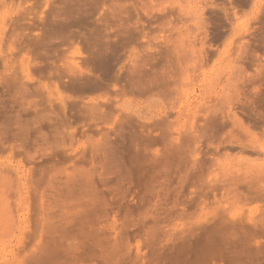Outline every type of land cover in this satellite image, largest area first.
Listing matches in <instances>:
<instances>
[{"label": "rangeland", "instance_id": "rangeland-1", "mask_svg": "<svg viewBox=\"0 0 264 264\" xmlns=\"http://www.w3.org/2000/svg\"><path fill=\"white\" fill-rule=\"evenodd\" d=\"M80 1L82 0H0V131L5 128L8 136H12L13 134L16 135V138H14L15 141L13 139L12 141L6 142V146L11 144H17V146L21 144L22 146V148L19 146L20 152L17 155H10V148L7 147L4 152H0V165L5 167L16 166L32 172L31 176H29L30 179H27L29 182L28 197L30 203L28 215L25 216V212L17 209L14 194L9 198L11 202L10 210L6 209L7 211L2 210L1 212L0 209V264H18V262L20 264H48L46 262L48 259L44 256L47 255L49 250H51L50 246L52 248V243L47 237V232L49 231L48 229L50 226H58L57 222L63 221L61 220V217H54L52 220L44 221L42 220L44 219L42 216L45 214L43 215L42 212L45 213L47 210H50V212L54 211L59 214H63L67 211L73 213L79 210V204H81L84 209V206L89 203H93L91 204V207H94L97 202L96 200L102 197L99 196V194L104 195L103 197L106 196V199L108 197L107 203L109 205L111 203L113 204V201L120 202V205L122 206L120 208L118 207L120 213L118 214V209L115 208L116 206L114 208L117 210L106 211L107 208H110L107 207L109 206L107 205V208L103 210H105V213H110H108L107 217L104 218V215L106 216L107 213L105 214L101 209L98 208L97 211L101 210V212L99 211L97 213L95 212L96 209H94L92 213V209L90 210V208H87V212L90 210L92 215L95 213L94 217L97 219L99 218V216L97 217V214L100 215L98 222H96V218H94L95 220L93 222V216L92 219L89 218L92 222H90L89 226L86 228L85 236L79 235L75 229H67V232L64 233L63 236V239L65 240L64 242L62 241L64 245L63 243H60L58 249L62 246V249L60 248L59 250V254L61 253L60 256H63L65 263L67 264L68 262H72L73 264H102V254L100 255L101 250L99 247L97 248V243L95 244V242L99 240L102 241L106 238L105 241L107 240L109 243L108 248H114L112 240H114L116 236L115 234L118 232L120 233L118 230L121 228L119 229L118 225L122 226L121 218L123 216L121 217V215H124V213H121V210L127 213V211H130L133 208L132 206H134V202L141 198L140 195H142V193L139 188V182L143 179V174L144 171H146L148 164L146 159L138 158V160H135L136 162H134V166H132V163L129 162L133 169H131L132 171L130 173L126 174L121 168L114 167L110 172L105 171V174L99 176V173L103 172L100 170L101 167H97L95 165L92 167V163L87 161L91 160L94 162L99 161L100 159L96 158L97 154H94L95 152H92L90 147L88 148L87 143L93 139L103 140V135L106 133L105 135L110 137V142L112 144L114 143L113 145L130 149L132 146L131 135L134 132L136 134L138 133L137 135H140V130L143 134H146L150 130L153 133H151V135H153L151 137L155 138L163 132L162 124L167 122L172 123L171 121L174 122L176 117H178L177 115H180V113L182 114L180 116L182 117L181 119L185 116L189 121L192 119L193 112L201 111V103H204V107L207 111L215 108L213 105L215 104L216 97H219L220 99L223 97L221 100V106L223 107L224 102H226L223 99H225L224 97L228 95V92H225L226 95L224 94L223 96V92L226 91L227 88L230 89V87V90L233 91L232 89H234L233 86L235 84H237L235 86L238 87H241L242 85V89L245 88V91H247L245 92L247 96L249 91L252 95L254 92L252 89L254 90L256 88H259V90L264 92V72L262 71V68L264 67V0L260 5L257 4V0H236L237 4L234 0L233 4L235 5L232 4L231 0L207 1V6L205 8L206 11H204V14L206 15H204V17H213V20L211 21H213L214 24L217 23V26L213 25L214 27L211 26L212 29H208L210 32L209 36L212 37H207L208 41L207 38L205 39L206 41L203 40L204 45L201 43L203 33H200L199 35L195 28V22H197L196 11L199 6H205L202 3V0H117L122 3L115 0L116 4L124 3V10L128 9L129 11H134L131 9L133 7V3V5L136 6L137 12L130 11L129 13V11H125V13L127 12L125 14L122 9L121 12L116 13V18L118 19L111 18V12L110 14L107 12L111 10L114 11L113 5H115V3L112 5L110 0L104 1L107 3L104 10L102 9L104 8L102 6L103 4L101 5L103 0ZM222 5H224V9H227L226 13L230 16H224V19L225 17H229L228 19L226 18L228 20L227 22L223 19L224 9L222 10V8H219L222 7ZM238 5L239 7L236 9L235 7ZM130 6L132 7L130 8ZM106 8L108 10H106ZM162 9L165 11L164 13H162ZM179 9L183 10V12L181 10L179 11ZM144 10H147L146 12L149 15H145ZM156 11L160 12V14L156 13ZM134 13L138 16L137 21H139L137 24L134 23L136 21V18L134 19ZM112 14L115 13L113 12ZM123 14L126 16L124 17ZM127 14H131L132 16L127 17ZM235 14L237 15L235 16ZM106 15H109L110 17ZM169 15H171V23L173 22L176 27H179L180 25L182 26L180 27L181 29H179L181 30L180 34H178L179 30H176V32L169 27H166L164 31L161 30V23L167 21L169 19ZM105 16L108 18L106 19ZM208 19L210 21V18ZM117 24L120 27H118ZM142 27L146 33L143 41L141 39L142 33L140 30ZM109 30L111 31L109 32ZM106 34L109 37H107ZM126 35L130 39V42L128 43L130 44L134 42L133 44H127V46H125L128 41V39H126ZM153 37H155L156 40L153 39ZM150 39L153 40L150 41ZM131 40L133 42H131ZM165 40H168L167 44L170 41L171 45H174L176 48L169 46L170 49L173 50H168L169 47H167L168 49L166 48L167 44ZM199 40L201 42H199ZM122 41H126L124 42L125 45ZM92 42H98V45H95ZM117 43L120 47L117 46ZM121 43L123 44V47L121 46ZM209 43L212 46H209ZM103 44L109 46V52L108 50H104L103 52V50L100 49ZM205 44L206 47L209 46L210 49H208V47H205L207 50L203 49ZM131 46L134 47L140 54L141 62L138 61L141 63V65H139L140 68H138L139 66L136 68L130 66L127 60V57L130 54L129 52L131 51ZM151 46L152 48H150ZM151 49H153V52ZM200 49L204 51H201ZM105 51L115 54L118 58L117 61L119 62L116 61L114 64H109L108 67L104 66L107 70L103 71L95 69L97 71L96 73L94 72L95 70L93 71L95 74H105L109 77L107 80H105V77L103 78L104 80L102 79L104 86L103 89H98V87L94 89V85H82L87 82L88 79L92 80V77L86 75L80 77L78 75L79 73L76 72L78 71L77 68L74 67L73 69V66H77L78 64L79 66L82 65L83 67L85 65V67H87V65L91 63L89 61L92 58L105 54ZM200 51L203 53H199ZM178 52L181 56L180 59L175 57L177 56L175 54ZM199 54L202 56L205 55L204 59L202 58L205 61L201 62V58H196ZM253 57L255 58L254 61ZM259 57H261L259 59L260 62L257 59ZM249 58L255 63V65H252ZM175 59L180 60L178 61L179 63H177V60ZM195 59H199L200 62ZM86 60L89 62L88 64L87 62L85 64ZM255 60H257V62ZM166 63L170 65L169 67H167V65V70H164ZM120 64L123 65V67H121L122 70L121 68H118L121 66ZM240 64L242 65L241 67L243 68V71L246 70L245 73L250 72L251 74H256L255 72H258L260 69L262 72L261 75H263L262 78L260 77L261 80H258L256 75H252L253 77L251 76L252 78L249 79L250 81L247 80L250 83L245 82V80L242 82V80H240L242 73L239 74L237 71V67H240ZM90 65L95 68L93 64ZM92 67L90 66L91 69H93ZM131 67L134 68V70ZM162 71H167L169 74L168 76L172 75L173 77L175 75L173 77L174 79L169 78L170 80L167 81L168 79L165 80V78H168V76L164 79L161 78V76L163 77ZM245 73L242 74V76H244ZM113 75H116V78H114L115 76ZM54 83L57 85H53ZM71 83H77L80 85H74L75 87L73 88ZM113 84L117 86V89L114 90L109 87V85L113 87ZM68 86H70V88ZM174 86L184 90H180L179 93H175V90L173 91ZM131 87H134L135 89ZM182 91L185 92L182 93ZM231 91H229V94ZM59 92L62 95L59 94ZM115 92L117 94H115ZM212 92H214V94H212ZM69 95L71 96L70 98L73 96H77L76 98H78L76 99L73 97L71 103H76V105L79 106L82 105L81 107H83V105L93 107L95 104L100 105L102 107L101 108L99 106L101 109L111 107L112 113L102 117L99 114L101 109L97 107L99 111H96L98 109L94 108V106L92 109H95V111H91V108H88L91 111L90 113L89 111L88 113L86 112V107V114L83 112V107L82 112L86 115L81 116L83 114L80 115L78 113L81 110L80 107H78L79 109H76L77 111L75 109L74 111L71 109L73 111H71V113L75 112L74 115L69 111L72 115H70L71 117L67 114L68 116L66 117L70 119L68 124L67 118L64 116L66 112L64 111L65 113H63L59 109L60 111H58L61 112L59 113L56 109L59 108L62 97L66 99ZM186 99L189 100L186 101ZM65 101L67 106L71 104L70 101ZM33 106L35 109H32ZM224 107L226 108V106ZM168 108L169 112L167 111ZM218 108L219 106H216V109ZM52 110L56 116L55 119ZM67 110H70V107ZM177 110H180L179 114ZM55 113H59V115L64 114V117L59 115L57 116ZM76 113L80 115L79 119H76L78 118V115H75ZM201 113L199 112V114ZM204 114L205 112L202 113V115L196 116L195 123L199 124L204 121L203 118L201 119V117H199H203ZM250 118L255 119L254 113L250 114ZM52 120H54V125ZM120 120L121 122L123 121V123L125 122V124H119ZM126 122L129 123L128 126L126 125L128 124ZM258 123L259 125L264 126V116L261 117ZM51 124L53 127H51ZM118 124L120 126H126H122L123 129L120 131L117 128L119 127ZM173 124L175 125V123ZM186 124V126L189 127V122ZM55 125L58 127V132L53 134L52 131ZM172 132L171 135L175 137V132ZM71 134L73 135V139L70 137ZM238 135L240 136L241 134ZM243 136V134L240 136L242 137L241 139H243ZM221 138V142H224L225 138ZM247 138L249 137L246 136L244 140ZM214 140L212 141V145L217 144V139L216 141ZM136 141L141 148L145 147L150 151L148 153L152 155L155 151L162 149V146L158 144H148L149 146H146L139 139ZM251 141L252 140L250 139L249 143H252ZM260 141L261 139H258V141L253 142V144L257 145L256 143H259ZM261 142H263L262 145H264V141L262 140ZM202 143V149L209 147L207 146L206 140ZM255 145L253 146L255 147ZM226 146L230 147L228 145ZM256 147L258 148L260 146ZM230 149L229 151L233 154L238 148H235L233 151ZM209 150L214 152L212 148ZM224 150H226V147L224 149L220 148L219 151L215 153L216 157L218 158V156L220 157L221 154H224ZM230 152L229 154H231ZM148 153H144V156H148ZM98 156L101 155L98 154ZM223 156H221L223 161L218 158V166L215 164L218 169H222L221 167L223 166L224 170L229 169V171L240 170V172H242L254 169V166L250 163L238 161L237 158L234 159L232 157H225V155ZM252 157L262 159L264 158V154L259 152L258 154H254ZM224 158H228L229 160L226 161ZM83 159H86L87 161H84ZM260 159L258 161H261ZM219 164H221V167H219ZM54 165L58 169H55ZM215 166L213 167V170H216ZM75 167L78 170H87V173L89 174L88 175L85 171V180L88 183V188L86 187V189L81 190V193L75 189L72 192L69 190V188H71L72 180L78 177L77 174H72ZM223 169L222 171L224 172ZM222 171L220 172L219 170L218 172L222 173ZM220 175L222 176L223 174ZM221 176L220 178H223L225 174L222 177ZM90 181L93 186L90 184ZM127 181L129 182V188L127 183H125ZM16 182L17 179L13 175L11 185L16 186ZM119 182L122 183V185L125 183L124 189V185L122 186ZM116 183L117 185L119 183V187L116 186ZM130 185H132V187ZM207 186L209 187L208 184ZM209 189L210 188H208V190ZM211 189L205 195L207 197L205 198L208 199L209 203H207V208L203 209L204 211L199 207L195 208L188 205L186 213H184L185 211H183V213L181 211H177L178 209L175 211L172 210L170 212L171 215L167 214V216H162V213H155L158 221L160 219H163L162 221H164L162 225L160 224L163 228L159 227V229H157L161 232H157L158 235H156V237L158 236L157 239L159 242L156 241L154 246L162 252L161 260L162 258L169 260L168 256H172L178 251L180 252V250L184 251L183 248L186 249L188 244H190L189 247H191V250L199 256V259H206L208 256L211 258L213 257V249H215V245L219 244L220 235L217 234V237L215 238V236H213L214 234H212L215 232H212V230L216 227L215 223H217L218 220H211L212 213L210 209L208 210V205L210 208L216 207L218 201L222 202V200H220L222 195L219 190ZM194 192V187H192L190 183H187L182 191L183 197L182 195L181 197L183 199L180 197L181 200L184 202V199L190 200L191 198L190 201L194 202L197 198H199L195 196L199 192L196 194H194ZM199 200L202 199L200 198L197 201ZM215 200L218 201L216 202ZM190 201L188 202L191 203ZM260 203L263 204L262 202ZM260 203L253 201L240 206L235 212L238 217V219L236 217L235 220L220 209V211L216 212V215L217 217L223 216L227 222L236 225V221H245V218L247 221L250 213L249 211L253 210L255 206H259L260 208ZM64 205L67 206V209H63ZM128 207L132 208L127 209L126 211L125 208ZM140 210L141 212H139V216L140 213L141 215L144 214L143 210ZM225 210L227 211V209ZM176 211L178 214H175L174 216L172 212L176 213ZM102 212L104 214H102ZM179 212L183 215L188 213L187 216L185 215L187 219L185 218L186 220H182L184 217H182ZM136 213H134V217L137 219ZM164 215L166 214L164 213ZM178 215L182 217L181 220V217ZM255 216L259 217L260 213L255 214ZM23 218L28 219L27 222L29 228H23L26 225L22 220ZM70 218L71 217L68 219ZM114 219L117 221L115 224H113ZM161 220L159 221L160 223L162 222ZM142 221L145 223L146 227L141 225L142 227L140 226V228L139 225H134L135 222L137 223V220H134L133 223L130 222V224L132 223V226H129L130 224H128V230L125 229V227H122L123 230H127L128 246L126 245V251H122L120 254L118 252V254L112 255L108 264H120L123 261V264L151 263L149 260H146V256L148 255V252L150 254L151 249L150 247H146L145 237L146 233H148L146 231L151 229L150 227H152L153 222L148 218L147 220L144 219ZM143 222L142 224H144ZM40 224L44 225V227L42 226L43 229ZM179 224L185 225L181 227ZM230 224L222 225L225 227L222 231H230ZM245 227L249 235H253V239L251 240L253 245L256 248H261L262 250L264 248V233L262 231V233H255V228L247 223H245ZM125 230L123 236H126ZM143 230H145L146 233L143 232ZM215 230L218 229L215 228ZM39 232L42 234H40L41 239H39V235L37 236ZM121 233H123L122 230ZM54 235H56V233ZM74 235L80 236L83 244L81 241L79 242H81L82 247L78 250L68 252L64 249L66 248L64 247L65 243L68 244L74 242ZM236 235L239 236L240 233L237 232ZM182 236H184L183 238H185V236H190L191 238L187 237V239L185 238L186 240L182 242L180 239ZM188 239H190V243H188ZM110 240L112 244L111 246L109 242ZM157 242L160 244L159 246ZM185 242H187V244H185ZM137 245H139V252H137ZM180 246L183 248H180ZM218 246L220 247V245ZM173 249H177L176 252ZM207 250H210L211 252H207ZM183 257L184 255L180 258ZM135 259H138V263H135ZM120 260L121 262H118ZM160 261L155 262L157 264H163V261L165 260ZM155 262H152L151 264H156ZM220 262V260L216 259L214 264H220ZM164 264H169V261H165Z\"/></svg>", "mask_w": 264, "mask_h": 264}, {"label": "bare ground", "instance_id": "bare-ground-1", "mask_svg": "<svg viewBox=\"0 0 264 264\" xmlns=\"http://www.w3.org/2000/svg\"><path fill=\"white\" fill-rule=\"evenodd\" d=\"M82 1H84V0H82ZM82 1H80V2H82ZM104 1L105 0H103L102 1L103 3H101V5L103 4L102 6L104 7V8H102L103 10L106 7L105 5L107 4ZM110 1L112 2V5L115 3V0H110ZM121 1H123V0H121ZM148 1H151V0H148ZM152 1H154V0H152ZM202 1H203L202 3L205 6H199L197 11H196L197 22H195V24H196L195 28H196L197 32L199 33V35H200V33H203L202 38L200 37L202 42L200 40H199V42L203 43V45H204V41L203 40H205L207 37H212V36H209L210 32H209L208 29H212L211 26H213V25L217 26L216 25L217 23L214 24V22L211 21V20H213V17L211 18V16H209V17L205 16L204 17V15H206V14H204V11H206L205 8L207 6L206 2L207 1L208 2H210V1L212 2L214 0H202ZM238 1H240V0H238ZM246 1H245V3H246ZM262 1L263 0H257L256 2H257L258 5H260L262 3ZM117 2H120V1H117ZM231 2L233 4L234 0H231ZM120 3H122V2H120ZM228 3H230V2H228ZM235 3L237 4L236 0H235ZM123 4H116L115 3V5H113L114 6V9H113L114 11H112V10L111 11H107V12H109L108 14H110V12H111V14H110V16L112 15L111 18H113V19L116 18L117 17L116 13L121 12L122 9H123L122 11H124V13H125V11H127V12L129 11L128 9L124 10L125 7L123 8ZM233 5H235V4H233ZM255 5H256V3H255ZM132 6H130V8L132 7L131 9H133L136 12V6H134L133 3H132ZM223 6L224 5H222V7H219V8H222V10H223L225 8V7L223 8ZM233 7H235V6H233ZM237 7H239V5L236 6L235 8L237 9ZM231 9H232V7H231ZM106 10H108V9L106 8ZM180 10L181 9H179V11ZM233 10H234V8H233ZM130 11H132V10H130ZM130 11H129V13H130ZM134 11H132V12H134ZM144 11H145L144 12L145 15H149L146 12L147 10H144ZM158 11H156V13L160 14V12H158ZM181 11L183 12V10H181ZM226 11H227V9L223 10V12H224L223 19H224V16L228 15L226 13ZM236 11H238V10H236ZM113 12L116 15L112 14ZM164 12L165 11L163 10L162 13H164ZM136 13H134V15H135L134 19L136 18V21L134 23L137 24L139 20L137 21L138 16H137ZM125 14H123L124 17L126 16ZM127 15H128L127 17H129V16L131 17L132 16L131 14L130 15L127 14ZM236 15L237 14H235V16ZM106 16L110 17L109 15H106ZM106 16H105V18L107 19L108 17H106ZM150 16H147V17H150ZM170 16L171 15H169V19L168 20L166 19L167 21L161 23L162 24V26H160L161 30L164 31L166 29V27L171 28L173 31H176V30L178 31L179 29H181L180 28V27H182L181 25L179 27H176V25L173 22L171 23V19H170L171 17ZM229 17H225V19L226 18L228 19ZM208 18H210V21L212 23L209 21ZM116 19H118V18H116ZM225 19H224V21L227 22L228 20L227 19L225 20ZM229 23H230V21H229ZM195 24H194V26H195ZM221 24H220V26H221ZM118 27H120V26L118 25ZM140 30H141V33H142L141 34L142 35L141 39L143 41L145 39L146 33L144 32V28L143 27ZM110 31L111 30H109V32ZM178 32H179L178 34H180L181 30H179ZM107 37H109V36L107 35ZM126 39H128L126 45L124 43L126 41H122L125 46H127V44L130 45V44L134 43L132 40H131V42H133V43H130V44L128 43V42H130V39L128 38V36H127ZM153 39H155V37H153ZM152 40L150 39V41H152ZM165 41H166V44H167L168 40H165ZM207 41H208V38H207ZM92 43L95 44V45H98V42L97 43L92 42ZM150 43H152V42H150ZM169 43H170V41H169ZM169 43L167 44L168 46L166 45V48L169 47V46H172L171 43L170 44ZM95 45H94V47H95ZM88 46H89V44H88ZM115 46H114V48H115ZM117 46L120 47L119 44ZM117 46H116V48H117ZM121 46L123 47L122 43H121ZM152 46L150 48H152ZM209 46H212V45L210 44ZM209 46H207L208 49H210ZM101 47H103V48H101ZM101 47H100V49H102L103 52H104V50H108V52H109V48H108L109 46L108 45L106 46L105 44H103ZM173 47L176 48L174 45L172 46V48ZM205 47H206V44H205L203 49L207 48V47L206 48ZM211 49H212V47H211ZM168 50H173V49H170V47H169ZM168 50H167V52H168ZM151 51L153 52V49H151ZM201 51H204V50H201ZM201 51L199 53H203ZM105 52L106 53L103 54V55L96 56L95 58H92L90 61L88 60L89 62H91L90 64H93V66L95 68H93L92 65L88 64L89 62H87V60L85 61V64H86V62L88 64L87 67H85V65L82 67V65L79 66L78 64H77V66H73V69H74V67L77 68L78 71H76V70L75 71L79 73L78 75L80 77H82L84 75L92 77V80L88 79V81L85 82L82 85H91V86L94 85V89H96V87H98V89L99 88L103 89L104 86H103V83H102V79L105 77V80H107L109 77L107 75H105V74H95L97 72L95 69L103 70V71L107 70V68L106 67L104 68V66L108 67L109 64H114V62H116L117 59H118L115 54L108 53L107 51H105ZM129 53L130 54L127 57V60H128V62L130 64V66L136 68L139 65H141V63L138 62V61H140V54L138 53V51L134 47L131 46V51ZM166 54H168V53H166ZM175 55H177V56H175L176 58L180 59L181 56H180L179 52L176 53ZM200 55L201 54H199V56H196V58L199 57L201 59L202 58L204 59V56L206 55V53H205L204 56L201 55V57H200ZM256 56H254V57H256ZM254 57H253V61L255 59ZM205 58H207V57H205ZM260 58L261 57H259L257 59L259 60ZM203 59H202L201 62L205 61ZM175 60H177V63H179L178 61H180L178 59H175ZM195 60L200 62L199 59H195ZM249 60H250V58H249ZM250 61H251L252 65H255V63L252 60H250ZM255 61L257 62V60H255ZM117 62H119V61H117ZM259 62H260V60H259ZM167 63L165 65V68L162 67V68H164V70H167L166 66L168 65L167 67H169V65H170V64H167ZM248 63H250V62H248ZM89 65L93 69H91ZM161 66H162V64H161ZM239 66L240 67H237L238 68L237 69L238 73L239 74H241V73L244 74L246 70L244 69L245 71H243V68L241 67L242 66L241 64ZM121 67H123V65H121L118 68L120 69ZM134 68H132V69L134 70ZM138 68H140V66ZM263 69H264V67L262 68V71L264 72ZM121 70H122V68H121ZM157 70H159V69H157ZM169 70H171V69H169ZM174 70H175V68H174ZM172 71H173V69H172ZM119 72H120V70H119ZM165 72H167V71H162L163 77L161 76V78H163V79L166 76L169 75L168 72L167 73H165ZM171 72H170V74H171ZM255 73L256 74H251L250 72H248V73L246 72L244 76H242V74H241V79L240 80H242V82L245 80V82L248 83L250 81L249 79H251L254 75H256V78L258 80H261V78L263 76V75H261V73H262L261 70L259 69V71L255 72ZM164 74H167V75H164ZM113 76H115L114 78H116V75H113ZM257 76L259 78L260 77L261 78L259 79ZM173 77H172V75H170V76H168V78L166 77L165 80L168 79L167 81H169L170 80L169 78L172 79ZM247 80H249V81H247ZM238 81H239V79H238ZM255 81H256V79H255ZM53 85H57V84L54 83ZM71 85L74 88L75 87L74 85H80V84L71 83ZM235 85H237V84H235ZM131 86H134V85H131ZM144 86H147V85H144ZM234 86H233L234 89H232L233 91L230 90L231 87H230V89L227 88L226 91L223 90L224 91L223 94H222L223 96H224L225 92L226 93L228 92V95L225 94L226 97H224L225 99H223V100L226 101V102H224V104L225 103L226 104L225 105L223 104V107L221 106L222 105V101L221 100H222L223 97H221V99L219 97L218 98L216 97L215 104H216V106H219L218 109H216V106H215L214 103H212V104H214L213 107H215V108H212V109H210L208 111L205 109L204 103H201L202 104V108H200L201 104L199 105V108L201 109V111H199V112L200 113L201 112L202 113L205 112L203 117L199 116V117H201V119L202 118L204 119V121H202L203 123L200 122L201 125H200V123L199 124L195 123V118L198 115H202V113L199 114V112H197V111L193 112L192 119H190L189 121H188V118L185 117V116H184L183 119H181L182 117H180V116L182 114L180 113V115H177L178 117H176V120H174V122L171 121L172 123H169V122L163 123L162 124L163 132L160 135L156 136L155 138L151 137L153 135H151L152 131H150V130L146 134H143V132L140 130L139 131L140 135H137L138 133L136 134L134 132L131 135L132 146H131L130 149H126V148H123V147H118V145L117 146L113 145L114 143L112 144L110 142L111 139H110V137H108V135H105L106 133L103 135V138H104L103 140H98V139L97 140L93 139L92 141L89 140L90 142L87 143L88 144V148L90 147L92 152L94 151L95 152L94 154H97V157L96 156L95 157L97 159H100L99 160L100 163L104 164V165H101L99 163V161H94L93 162L91 160L90 161H87L86 159H83V160L84 161L86 160L87 162H91L92 163V167H94V165L97 166V167L100 166L101 167L100 170H102L103 172H100L99 176L105 174V171H109L110 172L111 169H113L114 167L121 168L122 170L125 171L126 174L130 173L133 169L130 166L129 162H131L132 166H134V164H135L134 162H136L135 160H138V158L146 159L147 164H148V166L146 168V171H144L143 179H141V181L139 182V186H140L139 188H140L141 193H142V195H140L141 198L138 197L139 200L137 199L138 201L134 202V206H132L133 208L132 207L125 208L126 211H127V209L132 208L130 211H127V213L124 212L123 210H121L122 208L120 209L122 211L121 213H124V215H121V217L123 216L122 217L123 219L121 218L122 226L118 225L119 229L121 228L120 230H118V231H120V233L119 232L117 233L119 235L115 234L116 236H115L114 240H112L114 242V243L112 242L114 248H110V249L108 248L109 243L107 242V240L105 241L106 238L104 240H102V241L99 240V241L95 242V244L97 243L96 244L97 248L99 247V249L101 250L100 255L102 254V264H108L109 259L111 258L112 255H116V254H118V252L120 254V252L122 253V251H126V248L128 246V244H127L128 243L127 242V240H128L127 230L129 229L128 224H130V222L133 223L134 220H137V223L135 222L136 224L134 223V225H139V227L142 225V226L146 227L145 223L142 220H144V219L147 220V218L150 219L153 222V224H152V227H150L151 229L149 231H146L148 233H146L145 230H143V232L146 233L145 245H146L147 248L150 247V249H151L150 250V254L148 252V255L146 256L147 257L146 260L147 261L149 260L151 263L155 262V261L156 262L160 261L162 252L158 248H156L154 246H155L156 241H158V239H157L158 236L156 237V235H158L157 232H161V231H158L157 229H159V227H162V226H160V224L162 225V223L164 221H162L163 219L161 220L158 217L162 221L160 223L159 222L160 220L158 221V219L156 218L157 215H155V213L156 212L157 213H162L163 214L162 216H167V214H170V212L172 210L175 211L177 209H178L177 211H181L182 213H183V211H185L184 213H186V210H187L186 208H187L188 205H190L192 207H195V208L199 207L201 210L206 209L207 208V203H209V201H208V199H206L207 197L205 195L211 189V187H212L211 190H219L221 192L220 194L222 195V198L220 200H222V202H223L222 203L221 201H218V200H217L218 201L217 202L215 200L218 203L216 205V207H211L210 208V206L208 205V207H209L208 210L210 209L211 213H212L211 220H213V221H215V220L217 221L218 220L217 223H215V225H216L215 228L218 229V230H215V228H213L212 232H214V231L215 232L212 233V234H214L213 236H215V238L217 237V234L220 235V241L218 242L219 244L215 245L214 246L215 249H213V253H214L213 257L211 258L210 256H208L209 258L207 257L206 259L205 258H200L199 259V256L196 255L194 253V251L191 250V247H189L190 244H188V247L186 249L183 248L182 246H180V248L182 247L184 249V251L179 249L180 252L178 251L177 253H175L177 249H175V250L173 249L175 251L174 252L175 254H173L172 256H168L169 260H166V258L165 259L162 258V260H165L167 262L169 261V264H214L216 259L221 261L220 264H264V248L261 250V248L260 249L256 248L253 245V242H251V240L253 239L252 238L253 235H249V233L247 232L246 227H245V223H247L250 226H252L253 228H255V233H260L261 231L264 233V158L260 159V158H257V157H254V158L252 157L254 154H258L259 152L264 154V145H262L263 142H261L262 140L264 141V126L259 125V123H258V121L261 119V117L264 116V92L259 90V88L258 89L256 88L254 90L252 89V91H254L252 93V95H251V93L249 91L248 92V96H247L246 93H245L247 91H245L246 90L245 88L242 89V85H241V87H238V86L234 87ZM68 87L70 88V86H68ZM109 87L113 88L114 90L117 89V86L114 85V84H113V87L110 86V85H109ZM149 87H147V88H149ZM243 87H244V85H243ZM131 88H134V87H131ZM151 89H152V86H151ZM223 89H224V87H223ZM141 90H140V92H141ZM180 90H184V89H181V88L176 87V86H174V88H173V91L175 93H179ZM228 90L231 91L230 94H229ZM147 91H149V90H147ZM185 91H182V93H184ZM188 91H189V89H188ZM117 92H119V91H117ZM59 94H61V93L59 92ZM115 94H117V93L115 92ZM212 94H214V92H212ZM70 97H71L70 95L66 99L62 97L61 100L58 98L60 100V105H59V108L56 109L57 112H59L60 110L63 113L66 112V114L65 115L63 114V115L65 116V118H67L68 124H69L70 119H68V117H66V116H68L67 114H69V116L71 114L74 115L75 112L71 113V111L72 110L74 111V109L75 110L79 109L78 107H80V109H81L80 112H82L83 110H84L83 112H85V109L87 107L86 105L85 106L83 105V107H84V109H83V107H81L82 105L79 106V105H76V103H71V100L73 99L74 96L72 98H70ZM76 97H74V98H76ZM76 99H78V98H76ZM217 99H218V101L219 100L220 101L218 102ZM65 100L70 101L71 104L69 103L70 105L68 104L69 106H67V104L65 103L66 102ZM187 100H189V99H186V101ZM93 102H95V101H93ZM198 102H200V101H198ZM220 102H221V104H220ZM186 104H187V102H186ZM183 105H184V103H183ZM94 106H93L94 108L98 109L97 107H99L100 105L95 104ZM224 106H226V108ZM69 107H70V110H67ZM75 107H77V108H75ZM93 107L88 106L87 109H86V112L88 113V111H89V113H90L93 110L92 109ZM100 107H99V109L102 108V107L101 108ZM88 108L89 109L91 108L90 109L91 111ZM183 108H184V106H183ZM32 109H35L34 106L32 107ZM99 109L96 110V111H99ZM193 109H194V107H193ZM200 109H198V110H200ZM69 111H70L71 114L69 113ZM93 111H95V109ZM167 111L169 112V108L167 109ZM179 111L177 110L178 114H179ZM52 112H53V110H52ZM80 112H78L80 115L83 114L81 116H84V115L87 114L86 112H85L86 114H84L83 112L82 113H80ZM59 113H61V112H59ZM59 113L56 114V115L58 116ZM92 113H94V112H92ZM111 113H112L111 112V107L110 108L108 107V108H105V109H101L99 111V114L102 117H105V116H107V114L109 115ZM252 113H254L255 119L254 118H250V114H252ZM79 114H77V113L75 114L76 116L78 115V118H76V119L80 118ZM53 115H54V112H53ZM63 115L60 114L59 116L64 117ZM55 117L56 116L54 115V119H55ZM57 119H58V117H57ZM53 121L54 120H52V123H53ZM187 122H189V127L186 126ZM126 123H128V122H126ZM173 123H175V125ZM119 124H125V122L123 123V121L121 122V120H120ZM119 124H118L119 127H117V128L120 131H122V129H123L122 126H124V125L120 126ZM53 125H54V123H53ZM53 125L51 124V127H53ZM126 125L128 126L129 123L126 124ZM199 125H200V127H199ZM56 126L57 125H55V127H54V129L52 131L53 134H56V132H58V130H57L58 127H56ZM49 127H50V123H49ZM129 128H131V127H129ZM172 131L175 132V134H176L175 137H173L171 135ZM0 132H1V134H0V152H4L5 149L10 148L9 149L10 150V152H9L10 155L19 154V152H20V147L19 146H21V144H19L18 146H17V144L16 145H12L11 144V145H7V146L5 145L6 142L12 141L14 138H16V135L13 134L12 136H8V133H6L5 128L2 131H0ZM238 134H241L240 136H242V134H243L244 135L243 139H241L242 137H240ZM72 136L73 135L71 134L70 137L72 138ZM246 136L249 137V138H247L248 142H247V139L244 140V138H246ZM221 137L225 138L224 142H221L222 141ZM254 138H255V140H254ZM137 139H139L146 146H149V145H152V144L161 145L162 149L155 151V153L153 155L149 154L148 153V152H150L149 150H147L145 147L141 148L139 146V144L136 141ZM216 139H217V141H216ZM250 139L252 140L251 141L252 143H249ZM258 139H261V141L259 142L260 144L258 142L256 143L257 145L253 144V142L258 141ZM205 140H206L207 146H209V147H206V148L202 149L201 148V146L203 145L202 142L205 141ZM213 140L216 141L217 144H213L212 145V143H213L212 141ZM243 140L246 141V142H244ZM14 141H15V139H14ZM222 143L226 147L227 151L224 150L225 152H224V154H221V156L225 155V157H228V158L232 157L234 159L237 158L238 161H245L247 163L252 164L254 166V169H250V170H246V171H242V172H240V170H234V171L230 170L229 171V169H226L228 171L227 172L226 170L223 169L224 166L223 167L220 166L221 164H219V167H221L224 170V172L222 171V169H218V167H216V166H218L217 159L218 158L221 159V156L220 157L218 156V158H217L215 153L218 152L220 148L221 149L225 148L222 145ZM226 145H228L230 147H227ZM253 145H255V147ZM261 145H262V147H261ZM256 146H260V147L257 148ZM21 148H22V146H21ZM210 148H212L214 150V152L210 151L209 150ZM228 148L229 149L232 148V149H230L231 151H233L235 148H238V149L236 150V152H234L232 154V152H230ZM85 149H87V148H85ZM228 151L231 154H229ZM146 152L149 154L148 156H144V153H146ZM98 154H100L101 156H98ZM228 158H226V159L224 158V159L227 161V160H229ZM220 159H219V161H220ZM259 159L261 161H258ZM221 160L223 161V159H221ZM220 163H221V161H220ZM215 164H216V166H215ZM0 166H1L0 167V209H1V212H2V210L7 211L6 209L10 210L11 202H10L9 198H10L11 195L14 194V197L16 198L15 199V205H16L17 209L18 210H22L23 212H25L24 213L25 216L28 215L29 204L30 203H29V197H28V194H29V182L27 181V179L29 178V176H31L32 172L30 170L26 171L24 169L18 168L16 166H11V167H8V166L5 167V166H2V165H0ZM214 166H215V168L217 170V174H219V175L220 174H223V175L225 174V176L222 175L223 178H220L221 175L219 176V175L216 174V170H213ZM129 167H131V168H129ZM54 168L58 169V168L55 167V165H54ZM75 169H76V167L73 169L72 174H74V175L77 174L78 177L76 179L72 180L71 188H69V190H70V192H72L75 189V190L80 191V193H81V190L86 189V187L88 188V183L85 180L87 170L83 171L82 169H80V170H78V169L75 170ZM211 170L213 172L214 171L215 172L213 173ZM219 170H220V172L222 171V173L218 172ZM85 171H86V173H85ZM13 175L17 179L16 186H12L11 185V179H12ZM119 183H118V185L116 183L117 187H119ZM125 183H127V186L129 188V184H128L129 182L127 181ZM131 183H132V180H131ZM187 183H190L191 186L194 187V190H195L194 194L199 192V193H197L195 195L196 197H199V198H197V200L200 199V198L202 200H199V201L195 200L194 202L190 201L191 198H190V200L184 199L185 200L184 202H183V200H181V198L183 197L182 191L184 189V186ZM90 184L92 185V182ZM120 184L122 185V183H120ZM207 184L209 185V187L207 186ZM130 186L132 187V185H130ZM137 187H138V185H137ZM207 187L210 188V189L208 190ZM124 188H125V185H124L123 189ZM181 195H182V197H181ZM99 196H102V197H100L98 200H96L97 202L95 203L94 207H91L92 206L91 204H93V203H89L88 205L86 204L84 206V209H83V206L81 204H79L78 205L79 210H77V211H75L73 213H70V212L67 211V212H65L63 214H59V213H56L54 211L50 212V210H47L45 213L42 212L43 215L45 214L44 216H42L44 218L42 220H44V221L52 220L54 217L55 218L61 217V220L63 221V222H60V221L57 222L58 226H50V228L48 229L49 231L47 232L48 233L47 237L49 238V240L52 243V248L50 246L51 250H49L47 255H44V256H46L45 258L48 259L47 261L45 260L48 264H67V263H65V259L63 258V256H60L61 253L59 254V252H60L59 250H60V248L62 249V246L59 247V249H58V246H60V243L64 242L65 239H63V236H64V233L67 232L66 231L67 229L68 230H74L75 229L79 235L85 236L86 228L89 226V223L92 222L91 221L92 216H93V222L95 220L94 218H96V217H94L95 213L92 215L91 211L93 213V210L96 209V211H95L96 213L99 212V211L101 212V210L104 212L105 210H103V209H106L107 207H110V208H107L106 211L107 210L114 211V210L118 209V214L120 213L119 208L122 207L120 205V202L113 201L114 205L111 203L113 205V207H112L111 204L109 205L107 203L108 202L107 201L108 197L106 199V196L103 197L104 195L99 194ZM203 198H205V199H203ZM187 200L190 201L191 203H189ZM253 201H257L259 203L262 202L263 204L260 203L261 204L260 208H259V206H255V208L253 210L249 211L250 213H249V217H248L247 221H246V218H245V221L244 220L236 221L237 224L235 225V224H230L229 222H227V220L223 216H221V217L218 216L217 217V215H216L217 211L223 210V212H225L226 214H228L229 217H231L233 220H235V218L237 217L236 213H235L236 210H238L240 206H243V205H245V204H247L249 202H253ZM107 205H109V206H107ZM66 207L67 206L64 205L63 209L64 208L67 209ZM114 207L117 208V209H115ZM87 208H90V210L91 209L92 210L91 211L88 210L89 212H87ZM98 208L101 209V210L97 211ZM123 209H124V207H123ZM140 209L143 210L144 214L141 215V213H140V216H139V212H141ZM225 209H227V211ZM177 211H176V213L172 212V214H174V216H175V214H178ZM10 212H12V211H10ZM103 212H102V214L105 213V212L104 213ZM181 212H179V214L182 215V217H184V218L182 219V217L180 215H178L179 217H181L180 220L181 219L184 220L185 218L187 219L186 216L188 215V213L185 214L186 215L185 216ZM108 213H110V212H108ZM108 213L106 214V216L104 215V218L107 217ZM134 213H136L137 219L134 217V215H135ZM164 213L166 215H164ZM258 213H260V216L256 217L255 214H258ZM90 214H91V216H90ZM102 214H101V216L103 217ZM115 215H117V214H115ZM98 216L100 218V215L97 214V217ZM159 216H161V215H159ZM178 216H177V219H178ZM69 217H71V218L68 219ZM89 218H91V219H89ZM98 219L96 218V220H97L96 222H98ZM237 219H238V217H237ZM240 219H244V218H240ZM22 220L26 224L23 228H25V229L29 228L28 222H27L28 219L23 218ZM102 220H99V221H102ZM113 222H114L113 224L117 223L116 219H114ZM142 222L144 224H142ZM21 224H24V223H21ZM41 224H43V223H41ZM131 224L129 226H132ZM227 224L231 225V230L230 231H222V230L225 229V227H223L222 225H227ZM134 225H133V227H134ZM179 225L181 227H183V225H185V224H179ZM42 226L44 227V225H41V228L43 229ZM118 226H117V228H118ZM163 226H164V224H163ZM20 227H21V225H20ZM122 227H125V229H127V230L124 229L126 231L125 232L126 236H123L124 235V230L122 229ZM162 228H160V229H162ZM39 229H40V226H39ZM107 229H109V228H107ZM121 230L123 231V233H121ZM40 232H39V234H37V236L39 235L38 236L39 239H41L40 237L42 235ZM237 232L240 233L239 236L236 235ZM55 233H56V235H54ZM145 233H144V235H145ZM183 235H184V233H183ZM21 236H23V235H21ZM190 236H187V237L191 238L192 236L191 237ZM73 237H74V239H73L74 242L68 243V244L65 243L64 247H66V248H64V249H66V251H68V252H71L73 250H78V249H80L82 247L81 246V242L82 241H81L80 236L74 235ZM183 237L184 236H182L180 238L182 240V242L187 239L186 236H185L186 239L183 238ZM112 238H109V239H112ZM188 240H189V242H188ZM188 240H187V242L190 243V239H188ZM79 241H81V242H79ZM109 242H110V246H111L112 245L111 244V240ZM158 242H157V244L159 246L160 244ZM187 242H185V244H187ZM82 244H83V242H82ZM157 244H156V246H157ZM63 245H64V243H63ZM218 245H220V247ZM122 249H124V250H122ZM208 251H210V250H207V252ZM137 252H139V245H137ZM143 254H146V253H143ZM182 255H184V257L180 258ZM148 256H149V258H148ZM195 256H197V257H195ZM61 257H62V259H61ZM137 260L138 259L134 260L135 263H138ZM165 261H163V262L165 263ZM118 262H121V260L118 261ZM123 262H121V263L123 264ZM70 263L73 264L72 262H68V264H70ZM18 264H20V263L18 262Z\"/></svg>", "mask_w": 264, "mask_h": 264}]
</instances>
